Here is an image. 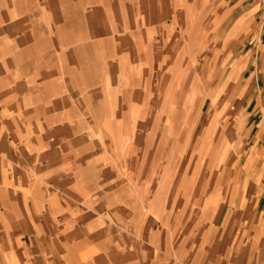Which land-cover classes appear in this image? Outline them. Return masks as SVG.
I'll return each instance as SVG.
<instances>
[{"label": "crops", "instance_id": "0c3cea01", "mask_svg": "<svg viewBox=\"0 0 264 264\" xmlns=\"http://www.w3.org/2000/svg\"><path fill=\"white\" fill-rule=\"evenodd\" d=\"M263 4L0 0V264H264L259 71L243 85L250 98L243 121L236 83L232 100L207 91L191 130L210 102L194 148L216 132L215 148L224 150L232 125L228 134L240 152L235 135L246 123V156L225 163L217 151L209 162L216 178L199 189L165 187L158 168V134L176 132L181 114L178 85L187 100L193 70L220 69L222 50L211 52L210 44L225 36L222 21H232L226 45ZM209 20L223 31L211 34ZM231 53L235 77L240 61L235 48ZM214 95L223 108L214 110ZM164 116L169 125L162 128Z\"/></svg>", "mask_w": 264, "mask_h": 264}, {"label": "rangeland", "instance_id": "374dc122", "mask_svg": "<svg viewBox=\"0 0 264 264\" xmlns=\"http://www.w3.org/2000/svg\"><path fill=\"white\" fill-rule=\"evenodd\" d=\"M250 7L251 5L249 4L244 5L242 7V13L248 12ZM205 23L209 24V28L211 30L209 32L211 34L214 29H218V31H223V27L225 29V36L221 38L222 41L216 42L213 40L212 44H210L211 52L215 49L222 50V52L219 51L216 54L218 56V66H220V69L209 67V69H207L206 71L202 69L193 70L197 73L193 74L196 78V83L193 86L194 88L192 90V94L187 95V100H185V91L183 89V85L181 86V88L178 85L177 105L178 112L181 111L180 113L182 117H180L179 114L177 117L178 119L176 118V133H160L158 136V140H160V142L162 143V151L160 150L161 152L159 156L160 160L158 168L160 174L164 175L165 177V187H169V185L171 187L177 188L193 187L194 189L205 187L206 180H208L209 176L213 177L214 179L216 178L218 170H214V167L210 165L209 162L211 161V158L217 156V151H222V156L224 157L225 163L228 162L234 155H239L241 157L247 155L248 125L246 123H243L240 128V132L236 133L235 135V139L237 137H240L241 142L240 152L238 150L236 152V150L232 147L233 138L231 137V134H228V132L232 129V125L227 130V116L221 123L225 125L224 129L227 130L226 132L224 131L226 142L224 150H217L215 148L218 140L216 132H212L211 135L208 136L207 142L205 144L194 148V142L200 137H198V135L200 134L199 128L200 126L205 124V116L210 110V102L206 103L204 107V115L202 118H200L198 124H196L197 131H195V133H191L190 130H192L196 119L193 116V112L197 111L201 98L206 96L209 91L217 89V94L219 92L223 93L224 97H226L228 100H232L233 86L236 83L241 86L242 91L240 95V104L237 106V108L239 109L242 121L245 119L247 114L246 106L248 99L250 98H248L246 94H243V85L244 83L249 81V77L252 75V71L254 70V68L259 71L264 78V45L261 46L258 54H251V51L254 48L256 42H258L260 39V33L262 32V34H264V4L261 5V10L258 14H255L253 17H251V19L245 22H241L242 28L240 35L238 37H235L233 42H230L226 45H224L223 40L227 39V34L229 31L227 29H229L232 25V21H222L223 27H221L222 23H216L212 20H209ZM210 37L212 38V35H210ZM262 39L264 41V35ZM234 48L235 57L240 61V65L238 66L235 77L232 75L231 69L233 58L229 60V57H232L231 52ZM208 51L209 50H204L202 52V55L200 57V61L202 62V64L206 62V60H208V58L205 57L208 54ZM183 59L184 58L182 57L181 60ZM253 62L255 63V66L252 65ZM211 63L212 62H210V64ZM187 75L190 76V74L188 73ZM218 82H223L225 84H218ZM218 89L220 91H218ZM216 100V95H214V110H216L217 108H223L222 104H218L217 106ZM228 100H226L224 109L232 110V103H229ZM206 120L208 121V119ZM160 121H162L160 123L161 126L166 125L167 127L169 125V119L167 116L161 117ZM166 136L168 138H166ZM223 166L225 167V169L227 168L226 164ZM185 174H187V177ZM185 178H188L187 182H185Z\"/></svg>", "mask_w": 264, "mask_h": 264}, {"label": "bare ground", "instance_id": "6f19581e", "mask_svg": "<svg viewBox=\"0 0 264 264\" xmlns=\"http://www.w3.org/2000/svg\"><path fill=\"white\" fill-rule=\"evenodd\" d=\"M183 81H184V80H183ZM179 86H180V88H181V85H179ZM168 94H169V93H168ZM168 94H167V95H168ZM170 94H171V93H170ZM177 95H178V94H177ZM189 98H190V97H189ZM175 99H176V98H175ZM200 105H201V104H200ZM196 108H197V107H196ZM198 108H199V107H198ZM200 108H201V107H200ZM185 109H186V107H185ZM157 110H158V109H157ZM161 111H162V110H161ZM163 111H164V110H163ZM176 112H177V111H176ZM180 112H181V111H180ZM180 112H178V113H180ZM194 112H196V111H194ZM194 112H193V113H194ZM163 113H164V112H163ZM144 114H146V113H144ZM156 114H157V113H156ZM176 115H177V114H176ZM178 115H179V114H178ZM160 116H161V115H160ZM193 116H194V115H193ZM180 117H182L181 114H180ZM191 117H192V116H191ZM159 119H160V118H159ZM177 119H178V118H177ZM179 119H180V118H179ZM153 121H154V120H153ZM178 121H179V120H178ZM191 121H192V120H191ZM159 122H160V120H159ZM161 122H162V121H161ZM180 123H181V122H180ZM192 123H193V122H192ZM160 126H161V125H160ZM165 126H166V125H165ZM162 127H163V126H162ZM175 127H176V126H175ZM164 130H165V129H164ZM167 130H168V129H167ZM167 130H166V131H167ZM189 130H190V129H189ZM189 130H188V131H189ZM158 131H159V129H158ZM175 131H176V130H175ZM190 131H191V130H190ZM160 132H161V131H160ZM168 132H169V131H168ZM179 132H180V131H179ZM175 133H176V132H175ZM189 134H190V133H189ZM158 135H159V134H158ZM168 136H169V135H168ZM166 138H168V137L166 136ZM167 140H168V139H167ZM183 140H184V139H183ZM164 141H165V140H164ZM163 145H164V144H163ZM164 147H165V146H164ZM164 147H163V149H164ZM161 151H162V149H161ZM161 151H160V152H161ZM159 160H160V159H159Z\"/></svg>", "mask_w": 264, "mask_h": 264}]
</instances>
